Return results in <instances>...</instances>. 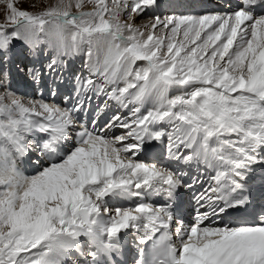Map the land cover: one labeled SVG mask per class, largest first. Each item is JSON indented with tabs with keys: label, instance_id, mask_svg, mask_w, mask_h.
Wrapping results in <instances>:
<instances>
[{
	"label": "snow or ice",
	"instance_id": "obj_1",
	"mask_svg": "<svg viewBox=\"0 0 264 264\" xmlns=\"http://www.w3.org/2000/svg\"><path fill=\"white\" fill-rule=\"evenodd\" d=\"M24 2L0 0V52L22 43L51 73L83 55L86 74L62 105L0 72V264H127L129 236L133 264H264V205L259 221L232 218L264 172L254 0L199 15L156 14L159 0ZM180 189L194 193L190 223Z\"/></svg>",
	"mask_w": 264,
	"mask_h": 264
},
{
	"label": "bare ground",
	"instance_id": "obj_2",
	"mask_svg": "<svg viewBox=\"0 0 264 264\" xmlns=\"http://www.w3.org/2000/svg\"><path fill=\"white\" fill-rule=\"evenodd\" d=\"M212 2L223 4V0H213ZM254 2H256L255 3V7H256L255 11L260 10L264 14V0H254ZM159 5H160L159 8L155 9L158 12H160L163 9L169 10L172 8H176V9L182 10L184 12L187 9L189 10L190 8H195L194 10L196 11L197 15L208 13V12H210L209 8L213 7V5H211V3L207 0L205 2H202L201 0L200 1L199 0H159ZM224 6H227V4ZM237 6H238V2H237V4L234 3V4L230 5L229 9L233 10V9H235V7L237 8ZM215 12H217V10ZM177 13L179 14V12H177ZM22 45H24V44H22ZM17 48H21V46L18 44ZM21 52H22V50H21ZM78 58L80 59V56L73 57L71 60H68L69 70L73 71V68L76 66V61ZM81 59H83V57H81ZM71 71H69L70 72L69 75H65L64 78H62L59 81L57 80L55 83L54 82L52 84L50 83V85H48V86L46 83H43V86L46 90L51 86H52V88H54L56 90V92H57L56 102L61 103L62 105L65 103V101H64L65 96H74L76 83H74L73 79H71L73 77V73ZM47 91H46V93H47ZM43 92H42V94H43ZM46 93H44L43 95L48 96ZM27 94H30V93H27ZM102 102H103V97H101L99 101H97L95 98L92 100V103L95 105H97V103H102ZM157 149H158V152L161 150L159 147ZM28 169L30 171L33 169V165L31 163L28 165ZM190 198H191V196L188 197L189 200H190ZM192 208H193V204H190L189 206H187V209H192ZM134 235L135 234H133V236ZM131 242H132V236H129L128 240H127L128 249L126 250L125 253H129L131 251V247H130ZM121 259L125 260L126 259L125 255H123L121 257ZM131 264H133V260L131 261Z\"/></svg>",
	"mask_w": 264,
	"mask_h": 264
},
{
	"label": "rangeland",
	"instance_id": "obj_3",
	"mask_svg": "<svg viewBox=\"0 0 264 264\" xmlns=\"http://www.w3.org/2000/svg\"><path fill=\"white\" fill-rule=\"evenodd\" d=\"M229 1V0H228ZM32 2H37V0H32ZM241 3V0H238V5ZM256 3V2H255ZM28 4H29V0H25V2H24V6L25 7H28ZM261 4V3H260ZM221 4H219V6H220ZM204 6V5H203ZM256 8V7H255ZM220 9V8H219ZM170 10V9H169ZM209 11L210 12H215L216 10H213V9H209ZM259 11V12H258ZM154 12H158V11H156V10H154ZM172 12H175V13H177V12H179L178 10H176V9H174V10H170V11H168V12H163V13H161V15H167V14H170V13H172ZM190 11H188V9H187V11L186 12H179V14H190L189 13ZM217 12H220V10H217ZM257 13H261V14H263V12H261L260 10H257L256 11ZM209 13V12H208ZM221 13H226L225 12V10H223V11H221ZM178 14V13H177ZM149 15H151V14H149ZM18 44L21 46V48H23V46L25 47L26 45H22V43H17L14 47H18ZM14 47L9 51V52H7L8 54H9V56L12 58V60L13 61H19L20 59H24V56H23V54H24V52H23V49H19V50H15L14 49ZM21 50H22V52H21ZM27 51H30V48H27ZM2 54H5V53H2V52H0V58H1V55ZM38 54H39V56L41 57V58H39V61L41 62V64L42 63H46V65H47V63H48V60L47 61H44L43 62V58L42 57H48V56H45V55H41L40 54V52H38ZM27 57V61L26 62H24V65H22V67H23V69L22 70H24L23 72H21L23 75H26V74H31L32 72H36V70H39L40 72H41V69L43 68H45V67H43L42 66V68H41V64L39 65L38 63H34V64H32V61H36V59H37V57H35L34 56V52L32 51L31 52V54L30 55H28V56H26ZM81 57H83V55H81L80 56V59H81ZM72 58H70L69 60H71ZM79 59V58H78ZM77 59V60H78ZM77 62V61H76ZM21 64V63H20ZM21 66V65H20ZM76 66H77V63H76ZM75 66V67H76ZM74 67V68H75ZM74 68H73V70H74ZM45 70V73H47L49 76H51V77H53V76H59V77H64V75H65V72L67 71V69H66V67L65 68H61L60 70H57L55 73H51V72H49V70H47V69H44ZM0 71H3V65L1 64V62H0ZM69 71H71V70H69ZM72 73H73V71H71ZM8 73V78H9V81H10V83H11V85L13 86V79H14V72L12 71V72H7ZM67 75V74H66ZM21 76V75H20ZM41 81L43 82V83H46L47 84V86L48 85H50V83L52 84L53 82L55 83L56 82V80H54V81H51V80H47V77H44V76H42V78H41ZM43 89L45 90V88H44V86H43ZM22 92H24L25 94H27V93H31L32 91L30 90V89H27V90H22ZM41 92V90H40V87L37 89V91L35 92V94L33 95L34 97H36V95L38 94V93H40ZM44 93H46V91H44L43 92V94ZM47 94V93H46ZM158 153V152H157ZM34 158L32 157V160H33ZM31 174V173H30Z\"/></svg>",
	"mask_w": 264,
	"mask_h": 264
}]
</instances>
